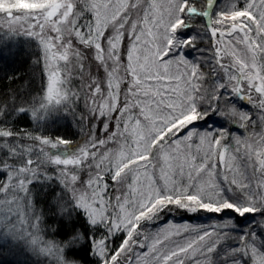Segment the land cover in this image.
Instances as JSON below:
<instances>
[{"label":"snow or ice","instance_id":"obj_1","mask_svg":"<svg viewBox=\"0 0 264 264\" xmlns=\"http://www.w3.org/2000/svg\"><path fill=\"white\" fill-rule=\"evenodd\" d=\"M0 31L34 40L43 74L40 95L0 100V247L80 264L66 253L83 234L46 239L50 229L31 198V185L55 179L58 213L70 219L80 210L104 229L89 237L98 264H264V134L241 140L196 127L212 114L255 124L233 100L252 105L264 124V0H0ZM202 35L211 58L189 60L184 49H196ZM81 102L87 131L74 148L8 121L75 116ZM165 211L216 218L153 231ZM246 214L259 219L239 231L236 218ZM231 240L226 259H216Z\"/></svg>","mask_w":264,"mask_h":264},{"label":"rangeland","instance_id":"obj_2","mask_svg":"<svg viewBox=\"0 0 264 264\" xmlns=\"http://www.w3.org/2000/svg\"><path fill=\"white\" fill-rule=\"evenodd\" d=\"M198 41H201L202 44L198 45L196 49L185 48L184 49L185 55L187 56V58L189 60H192V61H201L204 59H210L211 58V47H212L210 38L206 35H202V37ZM19 47L27 49L30 53V56H32V59L34 60V66H35L34 68L36 69L37 74L39 76H41V78H40L41 83L38 84V85H40V87H39L40 93L39 94H41V84H42L43 74L41 71V66L35 63V61L38 59L39 52H40V49L37 47L36 42L34 40H31V39L26 38L24 36H19V37H16L14 39H9L8 37L4 36L3 31H0V56L1 57L5 56L4 60L7 59L6 56H8L11 52L15 53L17 48H19ZM199 49H204L208 55L202 56ZM213 63H214V61H213ZM202 70L204 72L208 73L209 77L211 78V67H210V65L202 64ZM92 71H93V74L96 73V68H95L94 64L92 67ZM100 74H101V76L103 75L102 72ZM79 83L80 82L78 80H74L73 81V87L78 89ZM231 103L234 104V106L236 107V109L238 111L248 113L252 117V119L254 121H256V123L253 125H249L245 130L244 129L238 130L240 128L239 123L233 124L232 121L226 119L225 117H221L219 115L212 114L211 118L207 119V122H205V121L197 122L196 127H198V129L200 131L208 130L209 128H213V127L217 131L226 130L230 136L239 137L241 140L246 139L250 135L264 134V124H262L258 119L259 112L257 109H253L252 105L242 103L241 101L233 100V101H231ZM81 111H83V103L82 102L80 104L79 103L77 104L75 116L69 113L72 116V118L74 119V122L77 123L78 128L82 127L80 124V121H79V116H80ZM58 113L59 114H68V113H64V112H58ZM60 119L68 120V118H65V117L60 118ZM35 126H36L35 128L38 131H36L32 128L29 130H27V129H25V130L35 131L36 134L41 133L43 135H47V136H50L52 138L59 137V136H52L55 133L52 130L53 127L50 128L48 125H43L41 123L37 124ZM46 128H50L48 131V134L44 133V130ZM101 128H102V121L97 124V133L96 134L99 138H103V134L100 132ZM84 138L85 137H84V133H83L82 138L79 141L73 142V144L70 145L69 147L74 148ZM109 146L114 147V145H109ZM42 171H43V169H42ZM47 174L49 176H54L55 170L52 169L51 167H49L47 170ZM5 176H6V174L4 176H0V179H4ZM84 178L86 179L87 176L85 175ZM106 179L109 181L110 187H114V185L111 184V178L106 177ZM30 190H31V198L33 199L35 207L38 211H41V209L35 203L36 195H37V197H39V195L44 196L45 194L46 195H47V193L50 194L53 191L55 193V195L52 197L53 198L52 203H54V197L56 196V194L63 193V189H62L61 185L55 179L49 180V181H45V180L41 179L39 182H35L33 185H31ZM109 195L114 196V195H116V193L110 192ZM64 198L67 200V194L66 193H64ZM37 200H38V198H37ZM42 212H43V214L45 213L44 210H42ZM57 214H53V216H50V218H53V217L55 218L57 216ZM186 215H192L193 217H191V219H185ZM47 216H49V213L44 214V220H46V221L49 220V217L47 218ZM62 217H63V220L64 219L70 220L65 215H62ZM70 218H71V221H73L74 223H76L75 221H77L78 219L82 218L83 219L82 225H84L85 231H89V234L86 235L85 232L84 233L82 232L83 229L79 230V232L82 233L83 235L81 236V240H80L79 244L76 245L75 247H78L79 245L85 243L87 240L90 241V239H89L90 236L99 237L100 235H102L104 233V229L102 227L97 226V227L93 228L92 226H90L88 221H87V218L85 217L83 212L80 210L73 211L70 215ZM215 218L216 217H212V216H210V214H207L204 212H200L197 214H188V213H185L183 211H176V212H172V213L165 211V212L161 213V219L159 221H157L155 224L151 225V227H153L152 230L154 231L155 227L163 226L168 221H172L173 223H177V224L187 222V223H191L193 225H196V224L207 225V224L213 223L215 221ZM255 219H259V215L253 216L252 214H246L245 217H237L236 220H237V224H238V230L242 231L245 227H247V225L252 223V221ZM45 225L47 228L50 229V231H46V233H45L46 239L61 240V238L59 236L54 234V232L56 231L54 225H51V226L48 224H45ZM53 229H55L54 232L51 231ZM232 235L235 236L236 233H232ZM123 236H124V233H119L118 235H115L112 237L111 246L113 249L119 246L121 240L123 239ZM235 243L236 242H234V240H232L231 245L233 247H235ZM90 246H91V241H90ZM0 248H2V247H0ZM3 249H4L3 253H5V255L7 254L6 255L7 258L6 257H0V264H8V263L13 264V263H17V262L23 261V260H29V261L33 260L34 264H46V261L43 258H37L23 248L12 249L10 246H5ZM93 258L95 259V261L98 262V260L95 256H93ZM216 259H217V257H216ZM23 263L24 262H22V264ZM93 263H94V261H93ZM228 264H231V261H228Z\"/></svg>","mask_w":264,"mask_h":264},{"label":"trees","instance_id":"obj_3","mask_svg":"<svg viewBox=\"0 0 264 264\" xmlns=\"http://www.w3.org/2000/svg\"><path fill=\"white\" fill-rule=\"evenodd\" d=\"M202 44L201 41H198L197 46ZM7 59H5V56H0V100H10L13 97H16L18 99V102L20 100H30L34 96L40 95L39 93V83H41L40 78L37 74L36 69L34 68V60L32 59V56H30V53L27 49L19 47L17 48L15 53H10L8 56H6ZM242 103L248 104L245 101H241ZM255 109V108H253ZM68 114H59L55 113L51 115L50 117L39 121L34 122L31 115L29 113H21V114H14L13 116L8 118V121L11 126H13L15 129H34L38 131L35 127L37 124H43L48 125L52 130L55 132L52 136H59L63 137L66 140L75 142L79 141L82 138V134L86 132L84 129L81 130L82 127L78 128L77 123L74 122V119L72 116ZM68 118V120H63L60 118ZM50 128H46L44 130L45 134H48V131ZM247 128V127H246ZM246 128H239L238 130L246 129ZM38 194V193H37ZM39 195V194H38ZM55 195V193L52 191L50 194L47 193L44 196L39 195L35 199V203L37 206L42 210L45 211L46 214L49 213V220H44L45 224L48 225H54L56 231L54 234L59 236L61 240H66L70 234L75 232L77 229H83L82 232L87 235L89 234V231H85L84 225H82L83 219L80 218L76 223L70 220H63L62 215L58 213L57 206L52 203V197ZM38 198V200H37ZM44 213V214H45ZM58 213V214H57ZM53 214H57V216L54 218H50V216H53ZM193 217L192 215H186L185 219H191ZM78 223V224H77ZM76 229V230H75ZM235 242V241H234ZM231 241L225 242L221 246L220 256L217 257L218 260L223 261L226 259L224 257L223 250L225 248L233 247L231 245ZM236 245V243H235ZM4 247L0 248V257H6L7 254L3 253ZM90 241L87 240L85 243L79 245L78 247H73L67 251V255L70 256L73 259H76L80 261V264H98L97 261L93 258L92 255H90ZM4 259V258H3ZM94 261V263H93ZM34 264V261L31 260H23L19 261L17 263L13 264ZM9 264V263H8Z\"/></svg>","mask_w":264,"mask_h":264}]
</instances>
